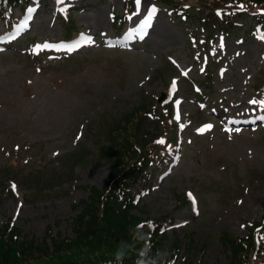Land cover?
Segmentation results:
<instances>
[{
    "label": "rangeland",
    "instance_id": "rangeland-1",
    "mask_svg": "<svg viewBox=\"0 0 264 264\" xmlns=\"http://www.w3.org/2000/svg\"><path fill=\"white\" fill-rule=\"evenodd\" d=\"M65 6L93 41L75 52H41L46 38L52 44L63 37L59 10ZM152 7L156 13L146 38L109 46L110 38L137 37L138 24ZM28 9L24 21L15 9V23L19 29L30 27L0 52V166L16 149L23 152L25 168L48 165L32 189L21 184L17 199L0 197V225L11 218L27 240L72 236L69 219L79 212L74 205L88 199L90 187L101 190L111 172L101 154L111 123L137 105L155 104L153 93L164 94L175 82L179 104L172 113L180 146L154 166L140 207L130 213L148 220L171 215L174 229L168 221L163 226L167 251L178 239L181 256L192 264H225L228 252L220 235L244 236L251 220L264 219V126L234 125L242 116L264 111V91L254 94L249 83L264 68V22L245 15L231 32L204 36L203 44L197 38L196 47L187 34L202 33L191 29L194 18L183 22L165 4L150 0L135 5L119 35L111 23L113 13L122 12L123 0H32ZM7 28L0 21V35ZM204 63L212 82L198 90L206 94L201 100L191 84L203 78ZM229 122L233 128L227 130ZM166 135L159 139L164 148ZM71 150L74 154L66 157ZM57 154H64L59 161ZM183 194L189 203L176 209Z\"/></svg>",
    "mask_w": 264,
    "mask_h": 264
},
{
    "label": "trees",
    "instance_id": "trees-1",
    "mask_svg": "<svg viewBox=\"0 0 264 264\" xmlns=\"http://www.w3.org/2000/svg\"><path fill=\"white\" fill-rule=\"evenodd\" d=\"M163 1L174 10L181 9L185 17L195 13L198 27L208 34L230 31L234 19L244 13H255L260 17L264 14V0ZM26 2L0 0V18L10 17L14 6H24ZM188 8L192 10L188 11ZM66 22L70 33L74 26L70 20ZM254 83L255 89L264 86V71L254 77ZM154 114L152 106L144 102L111 123L107 134L109 143L101 151L110 163L111 172L102 190L90 187L88 199L81 200L75 206L80 210L70 219L72 237L51 238L50 243L46 237L40 241L27 240L21 238L18 228L5 222L0 229V264H118L115 252L122 242L125 243L121 251L127 255L122 264H135L137 252L144 243L140 233L132 234L137 226L148 234L153 255L157 250L166 249L164 234L158 232V219L147 221L130 213L132 209L140 207V194L148 185L151 164L157 156H163L156 143L158 137L173 128L168 115L153 120L151 129L147 128L150 118L156 119ZM72 154L74 152L68 156ZM10 169L13 172L10 174L21 179L22 183L34 181L37 184L43 177L40 173L45 172L22 173L14 164ZM44 180L48 182L47 178ZM48 185L51 183L45 184L44 188ZM184 198L183 195L177 198L181 205L185 203ZM168 218L172 221L171 216ZM219 240L228 252L225 264H264V223L253 220L245 236L233 237L223 232ZM179 249L180 241L176 239L168 251V260L175 263Z\"/></svg>",
    "mask_w": 264,
    "mask_h": 264
},
{
    "label": "clouds",
    "instance_id": "clouds-1",
    "mask_svg": "<svg viewBox=\"0 0 264 264\" xmlns=\"http://www.w3.org/2000/svg\"><path fill=\"white\" fill-rule=\"evenodd\" d=\"M140 233L144 241L142 247L137 252V259L135 264H174V261L168 260L169 253L166 249L157 250L153 255V245L151 244L148 236L141 231V226L132 230V234ZM125 242H122L115 252V259L118 264H122L123 259L127 256L125 252L121 251Z\"/></svg>",
    "mask_w": 264,
    "mask_h": 264
},
{
    "label": "snow or ice",
    "instance_id": "snow-or-ice-1",
    "mask_svg": "<svg viewBox=\"0 0 264 264\" xmlns=\"http://www.w3.org/2000/svg\"><path fill=\"white\" fill-rule=\"evenodd\" d=\"M58 2L59 3H63V0H58ZM136 2H137V5L139 6L140 0H136ZM155 13H156V9L154 7L149 8L148 9V16H147L145 22L146 23H150L152 17L155 15ZM221 48H223V43H221ZM172 88H173V90L175 89V82H173ZM176 103L179 104V101H176ZM252 103H255V102L253 101ZM208 127L210 128L211 126L209 125ZM198 131L202 132V131H204V129H199ZM236 131H239V129H236ZM158 143H163V141L162 140L158 141ZM12 187H13V190L15 191L16 190V186L13 185ZM242 227H243V225H242Z\"/></svg>",
    "mask_w": 264,
    "mask_h": 264
}]
</instances>
